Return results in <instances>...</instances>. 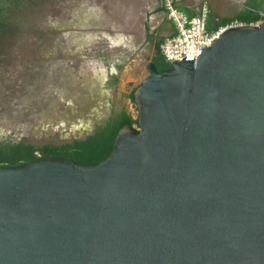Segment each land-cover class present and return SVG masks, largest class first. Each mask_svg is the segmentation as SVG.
Instances as JSON below:
<instances>
[{
  "label": "water",
  "instance_id": "obj_1",
  "mask_svg": "<svg viewBox=\"0 0 264 264\" xmlns=\"http://www.w3.org/2000/svg\"><path fill=\"white\" fill-rule=\"evenodd\" d=\"M146 71L106 160L0 169V264H264V22Z\"/></svg>",
  "mask_w": 264,
  "mask_h": 264
},
{
  "label": "rangeland",
  "instance_id": "obj_2",
  "mask_svg": "<svg viewBox=\"0 0 264 264\" xmlns=\"http://www.w3.org/2000/svg\"><path fill=\"white\" fill-rule=\"evenodd\" d=\"M160 1L0 0V140L61 145L122 111L136 119L129 95L148 76ZM245 1L175 3L207 4L221 22Z\"/></svg>",
  "mask_w": 264,
  "mask_h": 264
},
{
  "label": "trees",
  "instance_id": "obj_3",
  "mask_svg": "<svg viewBox=\"0 0 264 264\" xmlns=\"http://www.w3.org/2000/svg\"><path fill=\"white\" fill-rule=\"evenodd\" d=\"M233 20L243 25H254L258 22H264V0H246L243 4V10L235 18L224 19L213 28L208 29H217ZM153 63L160 74L171 70V66L165 62L159 49H156ZM116 82V78L112 77L109 84L114 85ZM135 89L129 95L133 105ZM125 125L137 128V118L134 119L131 115L122 111L112 115L93 134L83 140H74L61 145L47 144L42 146L30 144L25 140L18 142L0 140V169L26 166L41 159H55L82 166H96L110 156L115 137Z\"/></svg>",
  "mask_w": 264,
  "mask_h": 264
},
{
  "label": "built area",
  "instance_id": "obj_4",
  "mask_svg": "<svg viewBox=\"0 0 264 264\" xmlns=\"http://www.w3.org/2000/svg\"><path fill=\"white\" fill-rule=\"evenodd\" d=\"M167 20L172 24L175 34L166 38L159 46L165 62L172 66L185 57H199L203 49L210 47L226 31L244 26L230 21L217 29H208L209 8L202 7L195 17H189L178 10L175 0H161ZM258 22L254 25H259Z\"/></svg>",
  "mask_w": 264,
  "mask_h": 264
},
{
  "label": "crops",
  "instance_id": "obj_5",
  "mask_svg": "<svg viewBox=\"0 0 264 264\" xmlns=\"http://www.w3.org/2000/svg\"><path fill=\"white\" fill-rule=\"evenodd\" d=\"M204 6H207L209 8L208 28H213L217 23H220V22H214L211 12H210V7L207 4H203L202 7ZM176 7L177 8L182 7L185 10V12L183 11L182 12L185 13L189 17L197 16L202 9V7H191V6H177L176 5ZM163 11L164 10L162 8V2L160 1L158 8L154 11L155 14L152 16L154 19L153 20L154 23L159 25V32H156L158 33V36H156V33L154 32L153 36L149 37V42L152 43L153 48H154V53L149 62H153L156 56V49H159V46L163 43V41L166 38H170L174 36L175 34L172 24L167 20V17Z\"/></svg>",
  "mask_w": 264,
  "mask_h": 264
}]
</instances>
